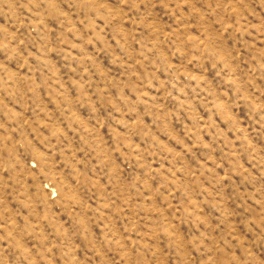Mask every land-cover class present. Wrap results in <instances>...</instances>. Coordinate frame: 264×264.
Here are the masks:
<instances>
[{
  "label": "rangeland",
  "instance_id": "1",
  "mask_svg": "<svg viewBox=\"0 0 264 264\" xmlns=\"http://www.w3.org/2000/svg\"><path fill=\"white\" fill-rule=\"evenodd\" d=\"M0 264H264V0H0Z\"/></svg>",
  "mask_w": 264,
  "mask_h": 264
}]
</instances>
